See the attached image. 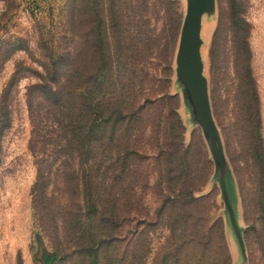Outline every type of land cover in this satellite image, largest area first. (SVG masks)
<instances>
[{
  "label": "trees",
  "instance_id": "trees-1",
  "mask_svg": "<svg viewBox=\"0 0 264 264\" xmlns=\"http://www.w3.org/2000/svg\"><path fill=\"white\" fill-rule=\"evenodd\" d=\"M172 6L175 16L168 20ZM66 16L68 35L56 48L42 42L43 70H33L37 80L26 91L38 224L55 232L72 264H121L128 253L129 264H146L148 233L162 224L169 235L156 264H232L224 220H211L209 196L196 195L210 168L200 176L194 146L184 143L179 96L169 93L182 20L178 0H70ZM19 50H28L24 38H0V70ZM21 71L0 98V164L12 124L9 97ZM245 79L256 104L253 205L264 233L260 105L248 64ZM198 152L211 165L202 142ZM152 173L155 222L142 203ZM135 220L124 253L115 254L125 224ZM41 255L48 263L59 253Z\"/></svg>",
  "mask_w": 264,
  "mask_h": 264
},
{
  "label": "rangeland",
  "instance_id": "rangeland-1",
  "mask_svg": "<svg viewBox=\"0 0 264 264\" xmlns=\"http://www.w3.org/2000/svg\"><path fill=\"white\" fill-rule=\"evenodd\" d=\"M69 2L70 0H0V16L6 12L0 38L6 40L11 36H20L28 46V50L14 53L0 70V98L15 70H22L9 97L12 124L5 131L2 140L0 264H72L71 258L66 257L65 245H60V238L55 232H46L35 216L32 189L36 180V165L29 149L32 126L26 103L27 87L37 80L33 70H43L41 62L45 57L42 42L56 48L68 35L66 14ZM178 2L182 16L181 28L185 0ZM174 10L175 7L172 6V10L165 15L168 20L175 16ZM203 37V56L210 81L212 108L232 170L233 201L243 229L247 264H264V233L253 205L256 167L252 159V145L258 142L256 118L253 114L256 104L251 93L252 86L245 79L248 64L259 96L260 139L264 148V0H217L216 12L205 17ZM163 66L160 64L156 70L161 72ZM169 93L179 96L177 112L185 127L184 143L194 146V164L200 170V176L204 174L205 166L210 168L208 181L196 195L209 196L208 214L211 220L219 217L224 220L233 264L238 260L240 251L225 212L219 183L214 177V162L202 129L193 122L189 108L182 102L181 88L175 82L174 69ZM201 142L211 165H207L203 156L197 154ZM156 178V174L152 173L150 188L143 194L142 200L143 205L150 210L152 219L159 204L153 188ZM140 192L141 187L137 189V193ZM136 221L125 224L121 235L123 241L117 245L115 254L118 252L121 256L124 253L127 239L131 236L129 232L137 229ZM168 235V229L163 224L150 230L148 240L151 250L146 264L157 263L158 253ZM42 250L57 252L59 255L55 260L45 263ZM128 256L121 264L130 263L131 254L128 253ZM134 260L136 264H141L137 259Z\"/></svg>",
  "mask_w": 264,
  "mask_h": 264
},
{
  "label": "water",
  "instance_id": "water-1",
  "mask_svg": "<svg viewBox=\"0 0 264 264\" xmlns=\"http://www.w3.org/2000/svg\"><path fill=\"white\" fill-rule=\"evenodd\" d=\"M217 0H185V10L174 55L175 82L181 88L182 102L190 110L193 122L202 129L214 162V177L219 183L225 212L236 236L240 256L234 264H247L243 229L233 201L232 170L228 162L220 128L216 122L210 97V81L203 56V25L213 15Z\"/></svg>",
  "mask_w": 264,
  "mask_h": 264
},
{
  "label": "crops",
  "instance_id": "crops-1",
  "mask_svg": "<svg viewBox=\"0 0 264 264\" xmlns=\"http://www.w3.org/2000/svg\"><path fill=\"white\" fill-rule=\"evenodd\" d=\"M237 261H238V260H237ZM237 261H236V262H237ZM234 263H235V262H234ZM234 263H233V264H234Z\"/></svg>",
  "mask_w": 264,
  "mask_h": 264
}]
</instances>
